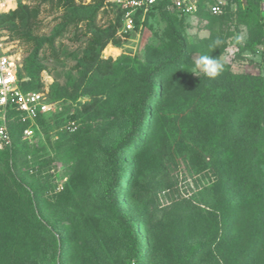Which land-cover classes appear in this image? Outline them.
I'll return each mask as SVG.
<instances>
[{
  "label": "rangeland",
  "instance_id": "374dc122",
  "mask_svg": "<svg viewBox=\"0 0 264 264\" xmlns=\"http://www.w3.org/2000/svg\"><path fill=\"white\" fill-rule=\"evenodd\" d=\"M99 1L75 3L81 14ZM21 4L39 12V23L29 37L0 28L3 49L18 56L20 73L29 81L25 60L38 41H51L40 51L45 70L35 78L39 87L33 90L47 93L55 112L29 135L16 125L13 174L26 182L32 196L36 193V210L47 225L30 224L32 209L27 199L16 195L6 157L0 156V199L6 213L0 217V247L13 254L37 253L43 264H137L128 259L126 236L107 212L105 151L127 130L120 110L127 98L120 94L119 83L129 76L142 78L151 64L172 55L167 22L155 13L141 30L118 36V44L109 43L101 58L112 59L110 72L94 78L86 94L77 95L71 84L82 79L81 64L94 26L114 27L116 11L104 4L94 25H68L71 13L59 0ZM173 21L187 42L190 62L161 81L167 99L154 111L161 110L167 119L165 132L149 152L133 155L134 149L124 154L135 173V202L127 197L125 186L131 170L126 171L121 197L140 229L141 264H252L242 252L243 243L232 237L229 215L237 203L225 164L214 158L227 132L221 116L231 103H225L219 91L217 103L203 108L208 116L194 113L192 107L202 97L205 81L211 80L196 67L199 56L221 57L225 71L215 78L220 81L248 74L264 78V0H228L224 14L214 22L198 15H177ZM236 36L242 38L239 44ZM218 38L224 43L210 47L209 39ZM58 87H67L71 96H54ZM152 129L149 122L140 139L146 145L153 143ZM260 164L264 171V154Z\"/></svg>",
  "mask_w": 264,
  "mask_h": 264
},
{
  "label": "trees",
  "instance_id": "16d2710c",
  "mask_svg": "<svg viewBox=\"0 0 264 264\" xmlns=\"http://www.w3.org/2000/svg\"><path fill=\"white\" fill-rule=\"evenodd\" d=\"M59 1L71 13L68 25L80 21H89L94 25L99 10L105 4V0H100L94 7L85 8L86 11L79 14L82 8L76 6L75 0ZM214 2L215 0H199L197 15L204 16L210 22L216 21L220 16L210 13V6ZM159 12L167 22L172 55L165 56L151 64L142 78L129 76L119 83L120 94L124 92L123 94L127 98L120 109L127 124V130L105 151L109 167V179L105 188L107 212L114 225L121 229L126 236L128 259L134 260L137 264H141L143 259L140 229L136 220L126 213L122 202L123 197H121L122 186L127 178L126 171H132L129 181L125 185L128 189L127 197L132 201H134L136 180L134 170L132 166L126 164L124 154L134 151V149L137 150L132 153L133 155L136 152L143 154L146 151L149 152L155 142L158 144L157 141L164 134L167 126V119L161 110L154 111V107L161 106L167 99V96L164 97L165 84H161V81L168 73L174 72L190 62L187 42L173 21V16L176 17L179 14L162 8ZM116 14L114 27L102 30L94 26V33L85 49L81 64L82 79L71 84L72 90L77 95L81 92L86 94L89 91V85L94 84V78L110 72L109 66L112 59L101 58V52L111 42L114 45L120 43L121 39L117 33L121 26V13ZM38 20L39 12L37 10L19 3L16 10L0 15V28L14 35L22 33V36L29 37L28 32L32 26L39 23ZM44 42L51 43L49 40ZM44 42L38 41L37 48L24 62L23 69L30 80H24L20 73L21 69L18 72V79L24 91L39 87L37 83L39 81L35 78H39L45 70L40 56ZM212 42L213 40L209 39V43L212 44ZM58 88L60 92L54 90V96L58 98L71 96L67 87ZM219 91L224 93L225 103H231V108H227L221 116L222 124L227 123V132L222 135L225 136L224 141L218 147L214 158L225 164L229 180L228 186L234 192L237 203L229 215L232 222V237L235 242L243 243L242 252L252 264H264V171L260 164L264 154V78L248 74L232 76L221 81L219 79L205 81L203 95L192 107L193 112L204 113L208 116L207 111H204L203 108H209L206 106L217 103L214 96ZM158 97L159 101L156 102ZM51 115L40 117L37 124ZM149 122L154 124V129L151 130L153 143L146 145V142L140 141V139L147 132ZM17 135L18 129L13 131L14 149L0 151V156L6 157V165L12 172L10 173L11 177L15 180L16 195L27 199V206L32 209L30 224L39 228L47 225V222L43 221L36 210V193L32 196V193L27 189L26 182L18 180L13 174L17 167ZM138 142H140L139 148H137ZM1 206L3 205L0 199V217L4 218L6 216L5 208H1ZM0 264L43 263L40 262L37 253L13 254L10 249L1 246Z\"/></svg>",
  "mask_w": 264,
  "mask_h": 264
},
{
  "label": "built area",
  "instance_id": "2783aa9c",
  "mask_svg": "<svg viewBox=\"0 0 264 264\" xmlns=\"http://www.w3.org/2000/svg\"><path fill=\"white\" fill-rule=\"evenodd\" d=\"M19 3L21 0H0V15L16 10ZM227 4L228 0H215L210 13L221 16ZM105 5L121 13L117 33L121 38L141 30L160 8L177 12L180 16L197 15L199 11V0H105ZM4 40L0 33V151H12L16 125L24 129L25 135L31 134L40 117L55 112V104L45 92L22 89L18 79L20 59L15 53L3 49Z\"/></svg>",
  "mask_w": 264,
  "mask_h": 264
},
{
  "label": "clouds",
  "instance_id": "9594fccd",
  "mask_svg": "<svg viewBox=\"0 0 264 264\" xmlns=\"http://www.w3.org/2000/svg\"><path fill=\"white\" fill-rule=\"evenodd\" d=\"M241 37L236 36L235 42L239 44ZM224 42L221 39H216L212 42L210 47L219 48ZM196 67L202 71L208 78L215 79L225 71V64L222 62L221 57L213 58L211 55H202L197 58Z\"/></svg>",
  "mask_w": 264,
  "mask_h": 264
}]
</instances>
